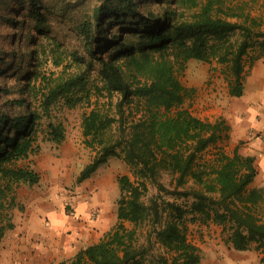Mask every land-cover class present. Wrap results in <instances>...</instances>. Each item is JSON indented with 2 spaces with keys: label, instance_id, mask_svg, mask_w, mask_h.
<instances>
[{
  "label": "trees",
  "instance_id": "16d2710c",
  "mask_svg": "<svg viewBox=\"0 0 264 264\" xmlns=\"http://www.w3.org/2000/svg\"><path fill=\"white\" fill-rule=\"evenodd\" d=\"M178 6L192 10L190 17ZM51 17L73 22L85 52L57 38ZM261 55L264 0H0V242L15 226L14 187L41 179L17 162L37 152L41 130L51 142L65 140L53 106L83 103L90 107L82 118L84 144L95 154L77 181L115 156L131 175L117 179L116 223L58 264H202L188 235V222L197 221L222 225L237 250L255 244L264 251V187L251 186L256 158L238 145L232 154L216 151L212 162L200 160L228 137L229 126L184 107L194 88L178 75L190 59L216 60L229 94L239 97L247 63ZM42 58L51 59V71ZM95 70L99 81L91 83ZM131 104L140 111L132 119Z\"/></svg>",
  "mask_w": 264,
  "mask_h": 264
},
{
  "label": "rangeland",
  "instance_id": "374dc122",
  "mask_svg": "<svg viewBox=\"0 0 264 264\" xmlns=\"http://www.w3.org/2000/svg\"><path fill=\"white\" fill-rule=\"evenodd\" d=\"M174 6L176 7V5ZM177 9L179 15L184 19L189 18L192 12L183 6H178ZM182 11L184 14H181ZM52 20L55 35L63 41L66 47L70 50L76 47L82 48L81 51L85 52L83 47L85 40L77 33L73 22L64 17H53ZM1 29L6 31L7 28L3 26ZM68 61L66 59V62ZM248 64L246 74L249 71ZM42 67L47 72L51 71L53 69L51 59H44ZM75 69L74 67L69 68L68 71L73 72L76 71ZM89 75L91 83L99 81L96 70ZM178 75L185 86L194 88L193 93L187 98L183 106L202 119L210 121L219 118L225 119L226 108L233 107L236 100L240 103L237 98L229 94L228 79L224 74L223 66L216 60L206 62L190 59L186 62L185 68L178 71ZM13 81L14 78H11L8 80V84ZM215 93L220 102L215 99ZM116 99L115 96L114 101ZM133 105H126L127 111H134L132 115L129 114L131 119L140 114V111H137ZM114 109V107L111 108V111L114 112ZM89 110L90 107L83 103L73 108H69L63 103L52 107V119L54 121L61 120L65 124L66 138L64 142L56 144L49 141L45 131L41 130L38 137L39 148L37 152L29 158L20 159L17 162L18 165L36 169L40 173L41 179L39 183L34 185L19 183L14 187L12 194H10L14 196L17 203L13 209H10L13 218L15 214L20 215L22 213L24 216L27 209L31 214L33 211L37 212L35 204L46 202L49 199L55 201V204L56 202L67 204L72 213L76 210L78 203L87 202L90 205L92 221L98 220L102 216L104 212L102 202H106L109 204V212L114 214L116 221V200L120 191L117 179L120 174L131 175L128 164L121 157H111L90 179L82 182L77 181L81 169L95 154L93 149L84 144L82 118L84 113ZM43 122L45 127L46 118L43 119ZM227 125L229 126V124ZM228 138L229 134L228 137L205 150L201 154L200 160L211 161L218 150H223L229 154L231 143L228 142ZM163 180L169 181L166 174ZM154 192L155 189L152 187L149 194ZM178 201L184 203L187 199L182 198ZM93 211L98 213L95 218L92 216ZM188 224L189 238L201 248L202 264H264L261 261L263 250L257 249L255 244H252L247 250L235 249L227 240V233L223 231L222 225L213 221L188 222ZM158 250L159 248L156 246V251Z\"/></svg>",
  "mask_w": 264,
  "mask_h": 264
},
{
  "label": "crops",
  "instance_id": "0c3cea01",
  "mask_svg": "<svg viewBox=\"0 0 264 264\" xmlns=\"http://www.w3.org/2000/svg\"><path fill=\"white\" fill-rule=\"evenodd\" d=\"M248 68L244 94L232 96L240 103L236 100L235 106L226 108L224 117L230 126L229 154L239 145L242 154L254 155L258 174L251 186L264 187V55ZM215 99L219 101L216 93ZM102 204L104 212L94 221L87 202L78 203L72 213L67 204L48 199L35 204L39 213L31 214L27 209L24 216L15 214V226L6 231L1 242L0 264H58L71 258L79 249L97 242L116 223L109 204Z\"/></svg>",
  "mask_w": 264,
  "mask_h": 264
},
{
  "label": "built area",
  "instance_id": "2783aa9c",
  "mask_svg": "<svg viewBox=\"0 0 264 264\" xmlns=\"http://www.w3.org/2000/svg\"><path fill=\"white\" fill-rule=\"evenodd\" d=\"M92 216H93L94 218L97 217V216H98L97 211H93Z\"/></svg>",
  "mask_w": 264,
  "mask_h": 264
}]
</instances>
